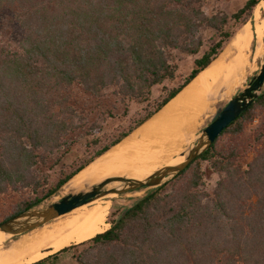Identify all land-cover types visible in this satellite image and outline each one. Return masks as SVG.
<instances>
[{"label":"trees","instance_id":"trees-1","mask_svg":"<svg viewBox=\"0 0 264 264\" xmlns=\"http://www.w3.org/2000/svg\"><path fill=\"white\" fill-rule=\"evenodd\" d=\"M204 1L0 0V38H7L0 42V194H34L0 222L53 196L158 112L222 52L260 0L211 15ZM201 27L216 32L203 51ZM176 52L194 57L187 74ZM263 111L264 90L206 151L121 209L105 231L30 264H61L65 253L77 264H264V114L247 143L237 140ZM84 137L86 157L48 186L38 170L59 164ZM204 161L219 176L211 187Z\"/></svg>","mask_w":264,"mask_h":264},{"label":"bare ground","instance_id":"bare-ground-1","mask_svg":"<svg viewBox=\"0 0 264 264\" xmlns=\"http://www.w3.org/2000/svg\"><path fill=\"white\" fill-rule=\"evenodd\" d=\"M255 11L263 12L264 18V0L259 1ZM247 25L241 26L222 52L158 112L75 174L68 181L71 190L85 189L111 175L142 179L165 165L180 162L183 157L174 156L193 137L192 134L181 146L183 133L196 125L208 95L227 82L226 89H232L231 85L237 83L228 74L238 71L244 62L243 53L250 42ZM256 39L257 43L261 39L260 30L256 32ZM112 198L113 195H107L87 202L18 236L0 231V264H30L105 231L109 226L108 204H113Z\"/></svg>","mask_w":264,"mask_h":264},{"label":"rangeland","instance_id":"rangeland-1","mask_svg":"<svg viewBox=\"0 0 264 264\" xmlns=\"http://www.w3.org/2000/svg\"><path fill=\"white\" fill-rule=\"evenodd\" d=\"M245 1L246 0H205L202 4V8L207 15H211L213 13H218V12L231 14V13L235 12L237 9H239L244 4ZM246 23H244L243 25H247V27H248V28L246 27L247 28L246 33L250 37V42H249L248 49L245 50L243 53V56H245L244 62L242 63V65H240L238 67V69H239L238 71L234 70L235 72L231 71L228 74V76L232 75L233 77L231 76L230 78H232L233 80H236L237 83L231 85V86H233L232 89L231 88L226 89V87L224 88V86H227L229 84L227 82V83H225V85H220V87L217 88L212 95H210V96L208 95L207 104H205L201 107L200 115H199V118L197 120L196 125L194 126V128L191 131L189 130V131H186L183 133L184 138L182 141H184V142L181 143V146L188 140V138L192 134L194 136L206 123L209 122V120H210L211 116L213 115V113L215 112L217 106L225 103L233 94H235L238 91V89L240 87H243L246 83H248L250 81L251 77L259 70L260 64L262 61V57L264 54V18H263V12H257V11H255V8H254L251 18L249 20H247ZM243 25L241 24L239 26V28ZM257 26H258V28H257ZM259 30H260L262 41L260 39V41L257 43L256 32ZM199 35L203 39V43H204L202 46V49H201L202 51L208 45L212 44L216 40V32L213 29L201 27L199 30ZM6 41H7V38H5V37L0 38V42L3 43ZM176 57L178 59V63H179L181 70L183 71L184 74H187L190 71V69L192 68V63H193L194 57L190 56V55L187 56V55L181 54L179 52H176ZM240 69L242 72L240 71ZM159 93H160V88L155 87L154 88V96L157 97ZM139 112H140V110L137 109L136 107L131 108V117H136L139 114ZM116 114H119V112H117ZM263 114H264V111L260 112L258 117H255L252 122L245 124L243 133L237 138L238 141L241 140L245 144V143H247V140H248L247 138L251 139L253 137V135L255 133V129L258 125L259 119L261 118V116H263ZM228 138H229V136L227 134L222 136L217 144L221 145V144L227 143V141L229 140ZM87 140H89V137H84L83 140H80L73 147L74 151H71L70 153H67L66 155H63L61 157L59 164L53 165L52 167L49 168L50 163H48L47 165H43L40 168V170H38V173L41 176L47 178V185L48 186L54 185V183L57 181V179L60 176V173L62 171L66 172V171L72 170L79 162H81L82 159H84L86 157L87 153L85 154V152L83 151V149H84L83 145L85 144V142ZM175 142H177V140ZM79 143L82 144L81 149H79V146H80ZM187 144L188 143H186L183 146V148ZM246 152L248 154L246 153L243 156V158L241 159L243 168H246L247 163L251 160L252 148L247 149ZM179 153L176 154L174 157H177L179 155ZM165 155L166 154L164 153L163 156H165ZM201 164H202V170H203V175L205 177V180L209 184V186L211 187L215 183V181L218 179L219 176H218V174L214 173L211 170L207 161H204ZM169 181H167V182H169ZM65 184L53 196L45 199L41 203V206H45L46 204L53 202L57 199H60L62 196L71 192L72 190H71V187L68 185V181ZM148 189L149 188H139L137 190H131V191H128V192H125L122 194L114 195L112 198L113 204H108V211H109L108 225H109V227H110L109 220L116 217V215L120 212V210L123 209L125 206L131 204L135 198L143 196ZM33 195L34 194L31 193V190H29V189H9L7 192L0 194V220H2L5 216L10 214L13 211V209L17 203H19L24 198H28V197H31ZM62 258H63V261L61 262V264H77L69 253L63 254Z\"/></svg>","mask_w":264,"mask_h":264},{"label":"water","instance_id":"water-1","mask_svg":"<svg viewBox=\"0 0 264 264\" xmlns=\"http://www.w3.org/2000/svg\"><path fill=\"white\" fill-rule=\"evenodd\" d=\"M264 90V54L259 70L250 81L233 94L225 103L216 107L215 112L180 151L183 159L174 164L154 170L145 178L138 179L122 175H111L90 184L85 189L72 190L53 202L24 210L0 222V231L18 236L51 221L75 207L107 195L122 194L139 188H156L174 178L191 162L206 151L221 132L247 109Z\"/></svg>","mask_w":264,"mask_h":264},{"label":"crops","instance_id":"crops-1","mask_svg":"<svg viewBox=\"0 0 264 264\" xmlns=\"http://www.w3.org/2000/svg\"><path fill=\"white\" fill-rule=\"evenodd\" d=\"M228 44H229V43H228ZM177 94H178V93H177ZM177 94H176V95H177ZM176 95H175V96H176ZM175 96H174V97H175ZM174 97H173V98H174Z\"/></svg>","mask_w":264,"mask_h":264}]
</instances>
